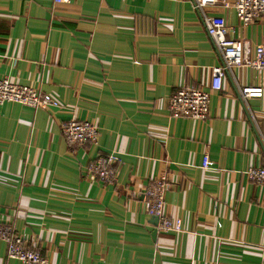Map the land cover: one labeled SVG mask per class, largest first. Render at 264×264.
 Here are the masks:
<instances>
[{
	"label": "crops",
	"instance_id": "0c3cea01",
	"mask_svg": "<svg viewBox=\"0 0 264 264\" xmlns=\"http://www.w3.org/2000/svg\"><path fill=\"white\" fill-rule=\"evenodd\" d=\"M207 14L225 17L231 37L264 41V16L244 26L232 7ZM221 61L192 0H0V79L59 103L0 105V222L49 264H264V187L246 174L264 166V94L238 92L264 88V72L235 67L210 91ZM182 86L210 91L206 120L172 116ZM71 119L98 126L97 143H67ZM110 153L116 182L90 179ZM159 180L181 231L148 212ZM0 264H25L1 238Z\"/></svg>",
	"mask_w": 264,
	"mask_h": 264
},
{
	"label": "built area",
	"instance_id": "2783aa9c",
	"mask_svg": "<svg viewBox=\"0 0 264 264\" xmlns=\"http://www.w3.org/2000/svg\"><path fill=\"white\" fill-rule=\"evenodd\" d=\"M63 0H55L60 3ZM195 9L203 15L207 33L214 42L221 56V63L213 67L210 91H221L228 75L233 74L235 67H251L264 72V41L252 44L246 38L231 37L235 31L223 16L207 14L208 7L221 5L234 8L238 19L248 26L264 16V0H192ZM199 87L182 86L169 99L172 116L206 120L210 114L211 93ZM239 96L247 102L249 98H261L264 88L260 85H247L238 88ZM5 102L20 103L32 108L58 106V101L48 93L41 92L32 86L19 85L9 78L0 79V105ZM62 132L67 143H97L100 130L89 120L71 119L62 124ZM120 157L114 153L96 157L88 167L87 176L92 180L114 183L117 180L115 164ZM203 168H211L213 161L209 154L203 157ZM247 176L264 187V166L251 165L246 170ZM169 185L164 180L157 181L146 190L148 212L159 217V229L163 231L183 230L180 219L173 220L164 214L165 190ZM0 238L7 245V256L25 264H49L46 256L29 246L25 237L16 232L11 223L0 222Z\"/></svg>",
	"mask_w": 264,
	"mask_h": 264
},
{
	"label": "water",
	"instance_id": "95a60500",
	"mask_svg": "<svg viewBox=\"0 0 264 264\" xmlns=\"http://www.w3.org/2000/svg\"><path fill=\"white\" fill-rule=\"evenodd\" d=\"M154 218H155V221L154 222L157 224L159 222V217L158 216H155Z\"/></svg>",
	"mask_w": 264,
	"mask_h": 264
}]
</instances>
